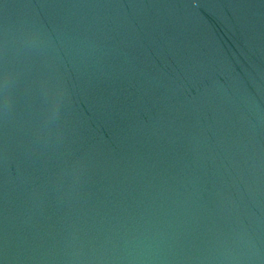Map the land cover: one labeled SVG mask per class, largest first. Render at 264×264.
<instances>
[{"label":"water","instance_id":"water-1","mask_svg":"<svg viewBox=\"0 0 264 264\" xmlns=\"http://www.w3.org/2000/svg\"><path fill=\"white\" fill-rule=\"evenodd\" d=\"M0 264H264V0H0Z\"/></svg>","mask_w":264,"mask_h":264}]
</instances>
